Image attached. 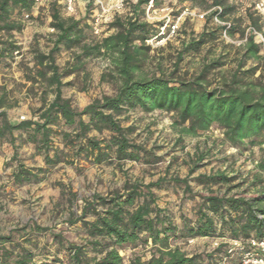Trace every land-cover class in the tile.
Instances as JSON below:
<instances>
[{"label":"rangeland","instance_id":"374dc122","mask_svg":"<svg viewBox=\"0 0 264 264\" xmlns=\"http://www.w3.org/2000/svg\"><path fill=\"white\" fill-rule=\"evenodd\" d=\"M53 1L48 0L44 5L34 8L27 20L12 16L21 21L23 29L20 33L13 34L19 47L18 53H14L6 64L0 65V89L6 94V114L13 125L19 117H34L37 110L49 103L54 96L46 79L36 77L35 66L36 53L47 55L52 47L55 34L50 26ZM257 2L264 4V0H226L225 7L230 8L231 12L224 19L235 28L233 34H228L231 42H227L221 37L220 28L209 19L208 12L213 7L211 0L201 3L191 0H158L157 8H153L149 19L144 17L156 29L167 19L174 21L185 9L187 15L179 20L175 37L158 46H149L148 57L136 75L148 78L162 75L186 81L197 76L203 65L217 60L221 66L209 71L206 84L209 89H215L228 83L237 71L245 44L242 40L247 29L251 28L248 13L259 19L260 30L256 32L264 39V24L255 10ZM62 6V0H57L55 8L59 10L61 19L81 21L80 46L94 45L114 32L107 26L99 36L92 33L90 17L86 16V0L77 1L72 13H67ZM129 11L127 0V5L115 19L125 20ZM189 13H207V16L200 20ZM201 33L212 36L197 51L183 54L175 68L177 54L186 43L196 39ZM254 41L258 43L257 37ZM76 53H79V47L71 50L61 47L54 54V61L59 72L65 74L61 79L62 97L70 102L73 109L81 110L95 99L112 96L117 81L111 57L92 55L76 62L73 60ZM259 57L261 58L248 60L239 69L241 85L250 83L256 89L264 87L262 49ZM252 69L255 71L251 72ZM172 117L171 113L164 111L143 112L140 109L130 110L120 117L123 127L133 129L132 140L145 148L151 156L157 157V163L118 162L111 158L101 164H94L92 158L85 157L83 153L76 157L70 147H64L61 137V133H71L73 128L64 127L61 123L53 127L56 133L51 137L50 145L60 153L59 157L53 158L54 153L50 152L49 157L55 162L50 166L45 164L43 156L28 141L26 132L14 131L13 141L7 135L0 138V235H8L24 226L36 225L48 229L50 235L60 236L64 245L85 247L86 256L93 258L95 254L86 245L91 239L87 236L85 227L81 222L70 225L71 220L81 215L85 201L93 195L106 197L114 192H121L127 182L146 185L160 178L166 181L173 178L187 179L193 194L205 196L214 192L218 196L236 194L252 198L264 191V171L256 167L264 157V145L251 146L245 143L238 149L230 148L225 143L221 130L215 126L194 137L180 136L181 128L173 124ZM89 136L102 140L107 138V133L99 135L91 132ZM18 165L36 173L37 179L15 184L12 175ZM220 173L229 179L227 183L212 185L201 179ZM152 191L158 208L164 211L173 225L181 227L183 221L196 220L201 202L198 198L185 197L181 186L165 184ZM91 220L90 216L85 221ZM219 241L209 237L178 238L172 244L189 256H204L211 253L215 243ZM32 243L36 246L34 250L38 259L53 255L59 259L65 257L64 252L59 251V246L47 235L33 236ZM133 254L140 255L145 260L149 256V249L126 248L119 252L126 264ZM203 264L210 263L204 260Z\"/></svg>","mask_w":264,"mask_h":264},{"label":"trees","instance_id":"16d2710c","mask_svg":"<svg viewBox=\"0 0 264 264\" xmlns=\"http://www.w3.org/2000/svg\"><path fill=\"white\" fill-rule=\"evenodd\" d=\"M149 1L129 0V16L125 20L115 19L108 25L109 30L114 31L111 35L94 45L80 46L81 21L61 19L59 10L55 8L57 0H54L50 25L55 32L52 47L47 55L36 53L35 56L36 77L46 79L52 89L53 99L38 109L34 117L18 120L13 125L6 114V94L0 89V138L7 135L13 141L14 131L26 132L28 141L43 156L45 164L50 166L55 163L49 157L50 152L54 153L53 158L59 157L60 153L50 145L51 137L56 133L53 127L61 123L64 127L73 128L71 133H61V137L64 147H70L76 157L83 153L85 157H91L94 164H101L111 158L118 162L157 163V157L151 156L132 140L133 129L121 125L120 117L123 114L140 109L143 112L171 113L173 124L181 128L180 136L194 137L215 126L221 130L230 148L238 149L245 143L251 146L264 145V87L256 89L250 83L241 85L238 78L239 69L245 62L261 58V47L254 41V36L247 37L237 71L230 81L215 89L208 88L206 75L221 66L217 60L203 65L199 74L191 80H174L162 75L149 78L139 76L136 74L150 51L145 41L157 34V29L144 20ZM191 1L201 3L204 0ZM211 1L212 6L219 7L221 11L219 14L217 11L210 13V20L217 14L225 17L231 12L230 8L225 7L226 0ZM157 3L158 0H153V8H157ZM33 8L34 0H0V65L6 64L19 51L13 34L20 33L23 25L12 16L23 17L31 13ZM92 10L88 4V18ZM247 19L253 30H260L259 19L254 18L252 13H248ZM222 30L219 29L220 32ZM234 31L230 23L227 33L231 35ZM241 35H244L243 32ZM210 36L201 33L186 43L177 54L175 68L183 54L197 51ZM61 47L68 50L79 47V53L73 56L76 62L92 55L111 57L117 81L115 93L95 99L81 110L73 109L70 102L62 97L61 79L65 74L59 72L54 61V54ZM91 132L99 135L107 133V138L99 140L90 137ZM256 167L264 171V157ZM12 178L15 184H23L36 180L37 174L18 165ZM201 179L212 185L229 181L222 173ZM165 184L181 186L185 197L200 200L194 222L183 221L181 227L175 226L158 208L152 189ZM90 216L92 220L85 221ZM77 222L82 223L91 239L86 245L95 254L93 258L86 256L85 247L64 245L60 236L50 235L48 229L28 225L8 235H0V264H126L119 255L126 248L149 249L147 259L133 254L127 264H203L204 260L210 264H221L227 258L226 250L230 241L241 242L244 247V242L249 238L264 240V191L252 198L236 194L218 196L214 192L205 196L193 194L187 179L173 178L166 181L160 178L146 185L127 182L121 192L106 197L93 195L86 200L81 215L71 220L70 225ZM37 235L50 237L59 246V251L64 252V259L55 255L38 259L34 250L36 246L32 243V237ZM197 237L214 238L221 242L204 256H189L172 244L178 238ZM238 254L233 259H226L225 264H238Z\"/></svg>","mask_w":264,"mask_h":264},{"label":"built area","instance_id":"2783aa9c","mask_svg":"<svg viewBox=\"0 0 264 264\" xmlns=\"http://www.w3.org/2000/svg\"><path fill=\"white\" fill-rule=\"evenodd\" d=\"M48 0H34V8L38 6H42L47 3ZM81 0H62L64 9L67 13H72L75 3ZM87 5L90 4V8L93 9V14L90 16V26L91 31L95 36L101 35V32L104 27H107L111 24L116 15L124 9L127 5V0H86ZM33 8V9H34ZM255 10L260 16L261 22L264 24V4L262 2H257L255 4ZM217 11L218 14L221 9L217 6H214L208 12L209 14ZM153 12V0L148 2V5L145 9V18L148 20L150 17V13ZM215 15L211 18L212 23L222 28L221 37L226 40L227 42H231L228 37L227 29L230 27V22L226 21L224 17H220L219 15ZM187 15V10L185 9L181 15H179L174 21H167L160 25L157 28V34L155 37L148 39L145 41L146 45L148 46H155L160 45L162 42L169 38H173L177 35L178 32V22L182 18V16ZM193 17H196L200 20L205 19L207 13L202 14H191ZM24 20L29 19V15L25 14L23 16ZM249 35H253L254 38L257 37L258 44L260 45L261 49L264 51V39L260 34H257L255 30L252 28H248L245 34L244 39L242 40L243 43L246 42L247 37ZM19 121L25 120L24 117H19ZM215 243V247L220 243ZM228 248L226 250L227 258L226 259H233L238 254L239 261L238 264H264V240H257L254 238H249L244 242V247L241 242L238 241H230L228 243ZM246 247V248H245ZM221 262V264H225V262Z\"/></svg>","mask_w":264,"mask_h":264}]
</instances>
